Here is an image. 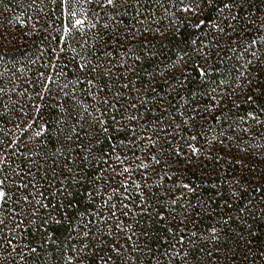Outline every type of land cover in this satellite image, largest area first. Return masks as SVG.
<instances>
[{"label":"snow or ice","instance_id":"1","mask_svg":"<svg viewBox=\"0 0 264 264\" xmlns=\"http://www.w3.org/2000/svg\"><path fill=\"white\" fill-rule=\"evenodd\" d=\"M26 7L0 25V264H264V0Z\"/></svg>","mask_w":264,"mask_h":264},{"label":"trees","instance_id":"2","mask_svg":"<svg viewBox=\"0 0 264 264\" xmlns=\"http://www.w3.org/2000/svg\"><path fill=\"white\" fill-rule=\"evenodd\" d=\"M27 1L28 0H6V3H8L10 8V12L0 16V25H3V28H9V36L12 35L11 28L8 25L9 19L13 20V25L11 27L15 28V36L17 38L21 36L22 32L19 22L15 20V17L19 16L21 19H24L27 15L31 14V10L26 7L28 4ZM0 12H3V5H0ZM3 28H0V31H3ZM23 31H27V28H24ZM29 45H31V47H29ZM15 46L18 49V53L14 54L16 59H22L25 54L30 55L35 52L36 49V44H34L33 40L30 38H25L24 40L17 39ZM161 59H163V57H161ZM236 174L239 175V168L236 169Z\"/></svg>","mask_w":264,"mask_h":264},{"label":"rangeland","instance_id":"3","mask_svg":"<svg viewBox=\"0 0 264 264\" xmlns=\"http://www.w3.org/2000/svg\"><path fill=\"white\" fill-rule=\"evenodd\" d=\"M27 2L30 3V0H28ZM22 7H23V4H22Z\"/></svg>","mask_w":264,"mask_h":264}]
</instances>
